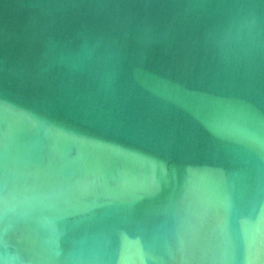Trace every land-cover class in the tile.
<instances>
[{
	"label": "water",
	"instance_id": "1",
	"mask_svg": "<svg viewBox=\"0 0 264 264\" xmlns=\"http://www.w3.org/2000/svg\"><path fill=\"white\" fill-rule=\"evenodd\" d=\"M0 264H264V0H0Z\"/></svg>",
	"mask_w": 264,
	"mask_h": 264
}]
</instances>
